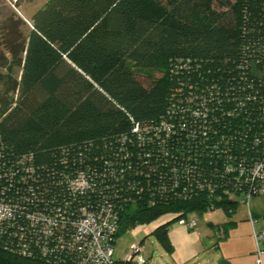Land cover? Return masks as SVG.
<instances>
[{"label": "trees", "instance_id": "obj_1", "mask_svg": "<svg viewBox=\"0 0 264 264\" xmlns=\"http://www.w3.org/2000/svg\"><path fill=\"white\" fill-rule=\"evenodd\" d=\"M32 17L25 38H1L21 70L0 101V154L31 158L24 206L76 215L107 199L120 221L113 243L171 213L152 232L168 253L171 223L235 213L252 160L264 159V0H48ZM220 135L235 138L229 152L215 147ZM81 173L94 194L69 188ZM58 258L0 247V264H74Z\"/></svg>", "mask_w": 264, "mask_h": 264}, {"label": "built area", "instance_id": "obj_2", "mask_svg": "<svg viewBox=\"0 0 264 264\" xmlns=\"http://www.w3.org/2000/svg\"><path fill=\"white\" fill-rule=\"evenodd\" d=\"M213 122L214 120L209 118L202 128L206 129V124ZM252 126L253 124L241 127L240 134L242 136L243 132L250 134ZM162 127L167 132L172 130L165 121ZM167 132L165 133L168 134ZM146 136L150 137L147 134ZM234 140L232 136H221L215 147H221L223 150L226 148L229 152L234 148ZM256 142L257 139H255ZM175 160L180 159L178 157ZM175 160L173 163H176ZM27 164L31 166V158L23 157L11 163L10 160L5 161L0 154V247L9 248L24 256L46 257L52 262L58 261V256L63 254L64 257L74 260V264H112L115 260L112 256L113 240L120 222L118 212L112 203L107 199L101 200L94 197L92 201L78 206L76 215L67 213L66 209L64 212L28 209L16 198V194H20L19 189L25 182L21 170L25 172L30 169L26 167ZM194 165L188 166L189 171L193 170ZM225 169L230 171L231 167ZM13 178L16 179V185H12ZM68 181L69 188L74 192L82 193L93 188L90 192L94 194L95 188L92 187L91 179L89 180L83 173L77 174ZM247 181V187L237 199L241 204L249 206L252 198L264 196V159L252 160ZM25 200L23 198L22 201ZM179 221L192 229L196 226L198 219L192 216ZM254 238L259 244L261 240H264V232L254 233ZM256 250V264H261L263 249L258 246ZM138 252H140L138 246L131 250V254ZM130 257L126 259L130 260ZM133 261L137 264L146 263L142 256H137Z\"/></svg>", "mask_w": 264, "mask_h": 264}, {"label": "rangeland", "instance_id": "obj_3", "mask_svg": "<svg viewBox=\"0 0 264 264\" xmlns=\"http://www.w3.org/2000/svg\"><path fill=\"white\" fill-rule=\"evenodd\" d=\"M48 0H0V101L15 96V84L20 79V64H17L16 58L8 51L4 41H2L3 31L12 29L19 30L22 38H25L32 24V16ZM241 207L229 216L222 207L204 211L203 213H189L185 217L192 216L198 219L194 228L190 229L186 224L180 221L173 222L169 225V238L173 246L174 253H168L154 234L153 229L171 220L174 215L171 213L164 214L151 222L141 223L130 229L123 231L114 241L113 257L116 260L136 259L137 256L145 258L146 264H179L180 258L188 253L187 243L191 241L193 246L200 244L201 237L216 232L219 236L216 226L228 224L236 219L246 217L248 206L241 204ZM189 244V243H188ZM138 246L140 252L132 253L133 247Z\"/></svg>", "mask_w": 264, "mask_h": 264}, {"label": "crops", "instance_id": "obj_4", "mask_svg": "<svg viewBox=\"0 0 264 264\" xmlns=\"http://www.w3.org/2000/svg\"><path fill=\"white\" fill-rule=\"evenodd\" d=\"M241 207L237 206L236 211ZM235 211V212H236ZM241 222L225 224L214 228L225 233L222 238L216 232L201 237L200 244L187 243L188 253L179 260V264H256L257 247L263 249L261 264H264V240L259 244L254 233L264 232V196H255L249 202L246 217ZM176 255V252H173Z\"/></svg>", "mask_w": 264, "mask_h": 264}]
</instances>
